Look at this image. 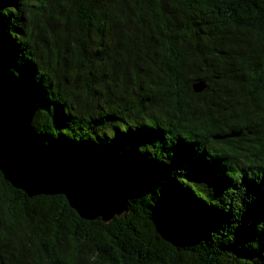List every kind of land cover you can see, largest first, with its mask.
Listing matches in <instances>:
<instances>
[{
  "label": "trees",
  "instance_id": "16d2710c",
  "mask_svg": "<svg viewBox=\"0 0 264 264\" xmlns=\"http://www.w3.org/2000/svg\"><path fill=\"white\" fill-rule=\"evenodd\" d=\"M0 43L39 139L130 203L90 222L0 172V264H264V0H0Z\"/></svg>",
  "mask_w": 264,
  "mask_h": 264
},
{
  "label": "water",
  "instance_id": "95a60500",
  "mask_svg": "<svg viewBox=\"0 0 264 264\" xmlns=\"http://www.w3.org/2000/svg\"><path fill=\"white\" fill-rule=\"evenodd\" d=\"M5 51L0 43V172L5 180L30 198L64 196L86 221L109 223L127 215V188L111 173L76 155H58L39 139L33 128L36 101L21 88L8 54L3 59ZM205 88L202 82L193 86L196 93Z\"/></svg>",
  "mask_w": 264,
  "mask_h": 264
},
{
  "label": "snow or ice",
  "instance_id": "6c2138e0",
  "mask_svg": "<svg viewBox=\"0 0 264 264\" xmlns=\"http://www.w3.org/2000/svg\"><path fill=\"white\" fill-rule=\"evenodd\" d=\"M3 59L5 60V61H7V53H6V51L3 53ZM10 67V65H8V68ZM16 71L20 74V77L21 78H24V77H26V75H27V73H28V71H29V69L27 68V67H18L17 69H16ZM15 83L17 82L16 80H13ZM147 133H146V131L145 132H143V133H139V134H136V133H132V134H130L131 136H133V137H135L136 135H146Z\"/></svg>",
  "mask_w": 264,
  "mask_h": 264
}]
</instances>
